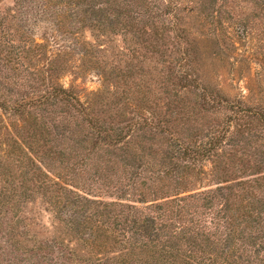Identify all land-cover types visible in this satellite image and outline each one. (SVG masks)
<instances>
[{"label": "rangeland", "instance_id": "rangeland-1", "mask_svg": "<svg viewBox=\"0 0 264 264\" xmlns=\"http://www.w3.org/2000/svg\"><path fill=\"white\" fill-rule=\"evenodd\" d=\"M76 1L0 0V264H40L52 241L71 264L116 257L82 221L87 199L156 215L146 207L219 186L189 217L236 216L264 258V0ZM177 140L211 155L184 164Z\"/></svg>", "mask_w": 264, "mask_h": 264}, {"label": "trees", "instance_id": "trees-1", "mask_svg": "<svg viewBox=\"0 0 264 264\" xmlns=\"http://www.w3.org/2000/svg\"><path fill=\"white\" fill-rule=\"evenodd\" d=\"M43 1L46 2L47 0ZM69 1L73 6L79 5L76 0ZM44 5L45 3H43ZM72 5L58 6L57 12L53 15L56 26L59 25L62 18H74L75 14L70 10ZM52 94L56 100H66L78 112L86 111L79 96L71 88L56 86ZM142 119L147 127L157 130L158 124L156 122L147 119V117ZM134 125H139V122L134 123ZM214 142H218V139L217 141L215 139ZM177 143V153L184 164H196L199 157L204 156L206 152L211 155L208 148L196 150L189 143L181 142V140H177ZM38 172L43 173L49 179L48 173L42 169L38 168ZM52 183L61 185V188L63 187L64 190L73 193V190L63 186L58 181L53 180ZM230 187L232 186H226V188ZM223 189L219 186L215 190L191 194L190 196H179V193H176L162 203L146 207L148 211L154 209L153 213L156 215L145 212L143 216L131 217L129 214L134 211L129 205L87 199L94 205L95 211L93 214L83 216L82 221L93 223L90 226L93 238L95 237L93 232L96 230L104 232L105 238L113 243L110 248L115 251L112 252L118 254L116 257L98 260L95 263L135 264L126 260L125 256L132 249H142L151 253L153 264H254L257 259L258 261L260 259L258 264H263L264 258L261 256V252L255 251V256L250 255L245 247L247 241L245 242L242 231H240L241 234H237L240 228L234 224V220L237 219L236 216L229 218L226 215L221 216L220 213L223 210L216 209L214 213L207 212L206 218L208 219L202 220L203 215L199 218L189 217L191 215L187 212L189 200H199L203 196L219 193ZM118 205L120 208H116ZM48 248L51 249L49 250V252L51 251L50 257L43 256L40 264H71L77 261L74 257H70L74 256L73 250L64 248L62 244H58L56 241L48 244ZM250 256L253 259H250ZM149 264H151V260Z\"/></svg>", "mask_w": 264, "mask_h": 264}]
</instances>
